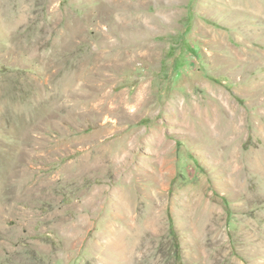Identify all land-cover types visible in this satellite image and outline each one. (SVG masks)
<instances>
[{"label":"rangeland","instance_id":"obj_1","mask_svg":"<svg viewBox=\"0 0 264 264\" xmlns=\"http://www.w3.org/2000/svg\"><path fill=\"white\" fill-rule=\"evenodd\" d=\"M123 257L264 264V0H0V264Z\"/></svg>","mask_w":264,"mask_h":264},{"label":"bare ground","instance_id":"obj_2","mask_svg":"<svg viewBox=\"0 0 264 264\" xmlns=\"http://www.w3.org/2000/svg\"><path fill=\"white\" fill-rule=\"evenodd\" d=\"M214 113H215V112H214ZM129 259H130V258H129ZM129 259H128V258H126V257H123V258H122V261H123L124 263H126V264H127V263H129Z\"/></svg>","mask_w":264,"mask_h":264}]
</instances>
